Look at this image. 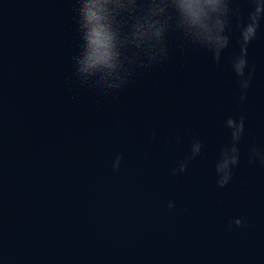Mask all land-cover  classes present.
I'll use <instances>...</instances> for the list:
<instances>
[{
	"label": "water",
	"instance_id": "obj_1",
	"mask_svg": "<svg viewBox=\"0 0 264 264\" xmlns=\"http://www.w3.org/2000/svg\"><path fill=\"white\" fill-rule=\"evenodd\" d=\"M74 3L0 0V264H264V165L248 161L264 149V33L244 101L232 50L217 65L174 25L154 49L128 43V81L104 92L74 74ZM149 50L167 55L147 67ZM228 115L245 135L220 188ZM194 139L202 154L173 175Z\"/></svg>",
	"mask_w": 264,
	"mask_h": 264
},
{
	"label": "clouds",
	"instance_id": "obj_2",
	"mask_svg": "<svg viewBox=\"0 0 264 264\" xmlns=\"http://www.w3.org/2000/svg\"><path fill=\"white\" fill-rule=\"evenodd\" d=\"M73 9L79 47L72 67L82 83L104 92L122 89L128 81L125 46L146 44L154 49L174 25L191 45L210 53L217 65L226 50H232L228 62L240 90L239 99L245 100L255 67L249 62L248 49L264 33V0H248L243 6L235 0H75ZM147 55V67H151L167 54L157 58L149 50ZM92 78H96L94 82ZM223 127L226 139L213 164L220 188L229 184L240 163L245 117L228 115ZM202 148L203 142L194 139L189 154L177 162L172 174L184 173L189 162L202 154ZM121 159L117 155L114 168H119ZM248 161L264 165V149L250 146ZM167 206L171 210L175 202L169 201ZM234 223L240 226L243 221L236 218ZM232 224L229 221V230Z\"/></svg>",
	"mask_w": 264,
	"mask_h": 264
}]
</instances>
